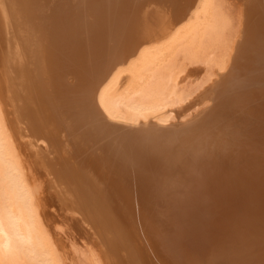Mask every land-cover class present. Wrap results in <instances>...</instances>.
<instances>
[{
    "label": "bare ground",
    "instance_id": "bare-ground-1",
    "mask_svg": "<svg viewBox=\"0 0 264 264\" xmlns=\"http://www.w3.org/2000/svg\"><path fill=\"white\" fill-rule=\"evenodd\" d=\"M0 264H264V0H0Z\"/></svg>",
    "mask_w": 264,
    "mask_h": 264
}]
</instances>
